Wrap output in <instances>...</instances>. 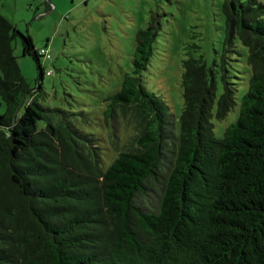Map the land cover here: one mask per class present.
<instances>
[{
  "label": "trees",
  "instance_id": "trees-1",
  "mask_svg": "<svg viewBox=\"0 0 264 264\" xmlns=\"http://www.w3.org/2000/svg\"><path fill=\"white\" fill-rule=\"evenodd\" d=\"M222 10L219 56L208 63L187 46L178 125L143 79L159 23L136 32L132 70L103 98L111 142L117 116L134 124L108 164L83 111L42 102L43 56L0 13V264H264V1L223 0ZM17 36L36 63L33 87ZM238 43L251 73L216 137L213 119L236 104Z\"/></svg>",
  "mask_w": 264,
  "mask_h": 264
},
{
  "label": "rangeland",
  "instance_id": "rangeland-1",
  "mask_svg": "<svg viewBox=\"0 0 264 264\" xmlns=\"http://www.w3.org/2000/svg\"><path fill=\"white\" fill-rule=\"evenodd\" d=\"M264 1V0H262ZM48 2V3H47ZM223 0H0V13L17 29L29 34L36 49L46 46L51 58H40L44 72L45 105L83 111L84 127L94 130L101 143L102 158L108 164L122 150L133 133L129 119L116 117V137L102 120L103 98L120 87L123 72L132 70L136 32L153 19L159 27L153 53L143 71L146 88L168 105L176 118L182 109V60L187 46L195 57L210 63L222 49ZM49 6V8H48ZM153 15V17H152ZM13 54L21 74L31 87L36 85V63L23 55L20 36L13 42ZM242 55L230 62L237 82L236 104L225 118L213 119L214 135L222 137L236 120L241 97L247 89L250 68L247 49L238 43ZM221 85L218 86V94ZM178 125V122H177ZM159 191L138 199L148 203Z\"/></svg>",
  "mask_w": 264,
  "mask_h": 264
},
{
  "label": "built area",
  "instance_id": "built-area-1",
  "mask_svg": "<svg viewBox=\"0 0 264 264\" xmlns=\"http://www.w3.org/2000/svg\"><path fill=\"white\" fill-rule=\"evenodd\" d=\"M39 54L42 55L43 57L47 58V59L50 58V55H49L50 53H49L47 48H41L39 50Z\"/></svg>",
  "mask_w": 264,
  "mask_h": 264
},
{
  "label": "clouds",
  "instance_id": "clouds-1",
  "mask_svg": "<svg viewBox=\"0 0 264 264\" xmlns=\"http://www.w3.org/2000/svg\"><path fill=\"white\" fill-rule=\"evenodd\" d=\"M48 1H49V0H48ZM41 48H46V46L41 47ZM41 48L38 49V52H39V50H40ZM49 55H50V54H49ZM44 58H45V57H44ZM50 58H51V56H50ZM50 58H48V59H50ZM46 59H47V58H46ZM49 73H50L49 71H46V72H45V74H49Z\"/></svg>",
  "mask_w": 264,
  "mask_h": 264
}]
</instances>
